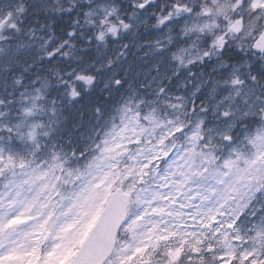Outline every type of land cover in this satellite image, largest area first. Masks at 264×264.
<instances>
[{"label": "clouds", "instance_id": "1", "mask_svg": "<svg viewBox=\"0 0 264 264\" xmlns=\"http://www.w3.org/2000/svg\"><path fill=\"white\" fill-rule=\"evenodd\" d=\"M0 264H264V0H0Z\"/></svg>", "mask_w": 264, "mask_h": 264}]
</instances>
